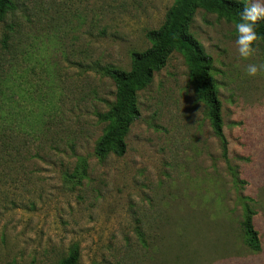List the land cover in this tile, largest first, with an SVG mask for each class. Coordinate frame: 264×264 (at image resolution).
I'll return each mask as SVG.
<instances>
[{"label": "rangeland", "instance_id": "rangeland-1", "mask_svg": "<svg viewBox=\"0 0 264 264\" xmlns=\"http://www.w3.org/2000/svg\"><path fill=\"white\" fill-rule=\"evenodd\" d=\"M0 20V264H264V46L198 10L229 153L184 57L138 94L124 156L96 154L115 102L98 66L129 71L175 0H12ZM245 3L248 0H238ZM251 218L261 251L248 247Z\"/></svg>", "mask_w": 264, "mask_h": 264}, {"label": "trees", "instance_id": "trees-1", "mask_svg": "<svg viewBox=\"0 0 264 264\" xmlns=\"http://www.w3.org/2000/svg\"><path fill=\"white\" fill-rule=\"evenodd\" d=\"M245 2L238 0H175L166 15L165 23L158 29L148 32L151 47L142 52L131 54L129 71L113 66H98L97 72L108 77L115 85V102L108 112L97 114L108 125L96 146V154L101 157L114 154L124 156L127 150L126 137L131 125L140 118L138 94L152 82L154 75L163 70L172 53H180L190 70V77L197 88L200 99L208 109V118L215 136L221 142L223 156L229 153V143L224 133L222 103L212 78L213 60L207 55L191 32V25L198 10L216 14L228 22L234 23L243 10ZM15 10L12 0H0V20ZM264 46V21L257 28ZM247 244L253 251H261L260 233L251 218L242 223ZM78 248H72L70 254L58 264H78Z\"/></svg>", "mask_w": 264, "mask_h": 264}, {"label": "clouds", "instance_id": "clouds-1", "mask_svg": "<svg viewBox=\"0 0 264 264\" xmlns=\"http://www.w3.org/2000/svg\"><path fill=\"white\" fill-rule=\"evenodd\" d=\"M261 21H264V0H248L233 23L236 51L244 61L251 60L255 54V46L260 40L257 28ZM262 71L264 64L247 63L245 68L249 77H256Z\"/></svg>", "mask_w": 264, "mask_h": 264}]
</instances>
